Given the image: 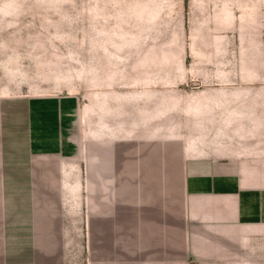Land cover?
Returning <instances> with one entry per match:
<instances>
[{"label":"crops","instance_id":"0c3cea01","mask_svg":"<svg viewBox=\"0 0 264 264\" xmlns=\"http://www.w3.org/2000/svg\"><path fill=\"white\" fill-rule=\"evenodd\" d=\"M161 95L105 90L80 103L0 87V264L264 255V120L209 102L193 115L192 102L163 107Z\"/></svg>","mask_w":264,"mask_h":264},{"label":"rangeland","instance_id":"374dc122","mask_svg":"<svg viewBox=\"0 0 264 264\" xmlns=\"http://www.w3.org/2000/svg\"><path fill=\"white\" fill-rule=\"evenodd\" d=\"M0 74L18 93L88 103L96 91L157 89L163 107L188 100L197 115L221 103L234 107L226 117L255 119L244 106L264 120V0H0Z\"/></svg>","mask_w":264,"mask_h":264}]
</instances>
